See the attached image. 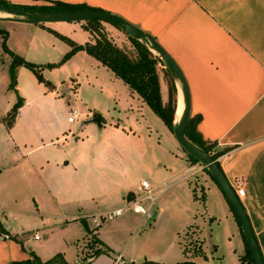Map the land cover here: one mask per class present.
<instances>
[{
	"label": "crops",
	"instance_id": "0c3cea01",
	"mask_svg": "<svg viewBox=\"0 0 264 264\" xmlns=\"http://www.w3.org/2000/svg\"><path fill=\"white\" fill-rule=\"evenodd\" d=\"M5 1L15 5H85L122 18L157 42L185 80L189 120L194 121L200 139L213 146L211 153L226 150L216 162L234 194L244 189L242 198L235 196L264 262V0ZM11 23L18 24L0 20V25ZM65 25L72 24H45L38 29L52 30L77 45L91 43L83 25L73 24L83 30L78 36ZM115 33L122 32L113 27ZM10 38L6 40L8 49L23 52L20 41L11 45ZM71 59L81 61L82 73L92 70L91 79L96 83L105 71L111 72L84 51ZM160 68L166 72L165 66ZM16 74V91L21 92L20 78L27 73L18 67ZM30 83L36 97L25 104L36 99L49 104L50 119L57 107L61 121L38 130L22 124L16 116L7 126L11 109L5 111L0 116V179L6 185L28 181L47 192L48 198L37 201L33 215L54 240L44 253L42 239L34 240L36 230L12 232L0 215L9 237H0V264L28 261L32 256L46 262L57 254L64 264H242L246 245L235 212L205 168L192 163L185 152L175 155L167 166L157 149L153 154L154 168L149 171L156 181L153 188L166 189L150 217L127 211L95 227L94 216L121 207L125 199L142 192V181L148 182L139 173L147 169L143 151L154 142H149L153 137L150 125L156 116L123 83L127 92L115 111L127 114L133 126L121 123L118 116L108 119L97 112L95 104L83 113L82 122L70 124L68 105L59 93L60 89L69 92V82H50L51 88L36 86L32 79ZM160 92L163 101L162 80ZM95 113L105 123L89 122ZM86 124L97 125L99 142L94 144L87 136L74 137L73 132ZM141 136L146 138L144 145L137 142ZM2 203L0 198V214L6 212ZM192 226L199 228L205 255L189 254L182 246L183 236ZM141 227L142 232L130 241L135 229Z\"/></svg>",
	"mask_w": 264,
	"mask_h": 264
},
{
	"label": "rangeland",
	"instance_id": "374dc122",
	"mask_svg": "<svg viewBox=\"0 0 264 264\" xmlns=\"http://www.w3.org/2000/svg\"><path fill=\"white\" fill-rule=\"evenodd\" d=\"M27 6H31L34 10H38L43 7L52 6V4H34ZM25 12L31 13L29 11ZM4 15L5 17L0 18L13 17L7 14ZM66 24H72L65 26L69 32H72L74 29V32H72L74 36L83 34V30L81 28L77 25H73L77 23ZM38 26L40 27V25H20L19 23L15 25L11 23L0 25V29L7 33V38L10 35L11 45H14L16 41H20V44L23 47V52L17 54L11 50L10 51L26 62L36 65L38 67L39 74L46 82L49 81V84L53 82H69V92H63L60 89L59 93L64 102L68 105L69 112L75 109L81 114L75 122V125H78L83 121V119H85V115L83 113H85L88 109H91V107L95 104L97 105V112L103 113V115H105L108 119H110V117L115 118L118 116L121 123H128L130 126H133L131 118H129L127 114L115 111H119V100L122 102L121 98L127 92V88L123 82L113 77V74L109 71H105L107 72L104 73L106 75H102L98 78V83L95 81L93 82L91 79V73H93L92 70L87 71L85 74L82 73L81 69L79 70L82 63L80 64L81 61L77 59H71L73 55L66 61L62 62L64 56L70 51V46L66 42L57 38L51 32L52 30L43 31L40 29L41 27L38 29ZM83 27L87 28L91 35V44H93L95 40L102 35L127 54H133L134 50L127 35L122 31V33H115L114 35L113 26L100 22L94 26H87L86 23H83ZM29 45L30 47H28ZM6 46L8 48V43H6ZM0 49V116L3 115L5 111H10V109H12L18 95L22 98L24 106L19 109L16 116L21 117L20 122L22 124L38 128V130L52 128L54 124L61 121V118H59L56 114V112L58 113L57 107H54V113L52 114V119H50L48 114L51 113V107H49V104L37 99L27 105L25 104L26 100L31 98L34 99L36 97V92L30 83V80L32 79L33 84L36 86H40L42 83L37 81L35 75L31 71L23 67V70L27 73V77L25 76L20 78L21 92H19L18 89L17 91L9 89L8 68L11 58L2 51L1 45ZM154 54L157 55L156 53ZM159 69V78L162 80L163 87V103L165 104L169 96L168 88L170 84V77L167 73H164L160 67ZM109 93H112V95L109 96ZM146 110L150 112L148 108ZM26 118L27 120L25 121ZM173 124L174 126L176 125L174 121ZM96 126V124L83 125L81 129L74 131L73 135L78 139H85L87 136L88 140L95 144L96 142H99L101 138V134L98 132ZM150 128L153 137L149 140V142H154L149 144L147 149L144 148L143 153L147 169L144 170V172L139 173V175L148 179L150 186L154 187L156 186V181L154 178L150 177L149 171L154 168L152 160L156 149L161 153V160L166 166L169 164L168 162H172L174 160L175 155H179V152L184 151L175 140L173 132L168 129L158 117H154V123L150 125ZM140 139L141 140L137 141L138 143L146 141V138H143L142 136ZM142 144L144 145L145 143ZM204 171L207 172V169L205 168ZM164 187L165 186L161 188L163 189ZM140 195L141 193L139 196ZM42 197L48 198L47 192L39 191L35 184L28 181H18L14 184L6 185V183H3L0 179V198L3 202L1 207L6 209L4 214H0L2 220L7 223L12 232L15 233H32L36 230L37 235L42 239L40 243H42L41 246L43 251L46 253L48 252L49 245L54 240V235H50L47 231L48 229H43L40 219L33 215V213L36 212V206L38 204L37 201ZM142 205L146 206L147 202L142 203ZM40 212L43 213L41 209ZM142 229L143 227L135 229L134 233L131 235L130 241L133 240V237L142 232ZM198 231L199 228L197 226L189 228L183 236L182 246L189 254L193 253L195 255H205ZM68 254L70 256V251L67 252V255Z\"/></svg>",
	"mask_w": 264,
	"mask_h": 264
},
{
	"label": "trees",
	"instance_id": "16d2710c",
	"mask_svg": "<svg viewBox=\"0 0 264 264\" xmlns=\"http://www.w3.org/2000/svg\"><path fill=\"white\" fill-rule=\"evenodd\" d=\"M0 6H6L9 8L29 11L31 13H59V12H71L79 10H95L93 8L87 7L85 5H70L61 2H53L52 6L43 7L38 10H34L33 7L27 5H15L11 4L5 0H0ZM99 21L86 22L87 26H94L99 24ZM84 30L88 31L84 27ZM51 31V30H50ZM57 38L66 42L70 46V51L64 56L63 61H66L72 55L78 51H84L87 55L94 58L101 65L110 70L115 77L120 79L125 85L128 86L132 93H135L142 101L145 103L149 109L158 117L168 129L172 132L175 128L173 121L176 110V88L173 83L172 76L170 75L168 69L166 72L170 77V84L168 88L169 96L167 102L164 104L161 98L160 92V78H159V67L165 66L160 58L153 54L144 43L139 42L131 37L127 36L129 42L133 48V54L129 55L123 50L115 46L111 41L99 36L93 44L86 43L85 45H77L71 40L65 38L64 36L51 31ZM7 33L0 29V45L2 51L9 55L11 58L8 74H9V89L16 91V69L18 67H24L31 71L39 83L44 84L46 87L51 88V84L46 82L39 74L38 67L34 64L26 62L22 58L13 54L6 46ZM23 105V100L17 95L16 103L13 105L10 113L7 115L6 122L7 126H11L12 121L17 115L18 109ZM186 140L197 147L202 152L211 156L213 160L221 156L226 150L219 152H212V145H207L201 139L197 131L195 130L194 121L189 120L185 129L184 134ZM192 163H198L197 160L189 156ZM218 169L220 170L219 164L216 162ZM207 174L210 176L209 172ZM211 177V176H210ZM236 215V214H235ZM237 218V217H236ZM239 222V221H238ZM6 234L2 223L0 222V235ZM244 238V236H243ZM246 255L242 258V264H253L249 249L247 247L246 241ZM99 252H95L97 255ZM64 264L60 254H57L52 259L41 262L36 256H32V260L23 262H14L11 264ZM264 263V262H263ZM180 264H194L192 262H183Z\"/></svg>",
	"mask_w": 264,
	"mask_h": 264
},
{
	"label": "water",
	"instance_id": "95a60500",
	"mask_svg": "<svg viewBox=\"0 0 264 264\" xmlns=\"http://www.w3.org/2000/svg\"><path fill=\"white\" fill-rule=\"evenodd\" d=\"M0 12L9 16H13L9 18H0V20L2 21L29 25H45L54 23H86L91 21L104 22L119 29L132 39L144 43L152 53H156L160 60L164 63L165 68L168 69L170 75L176 81H179L183 93L184 110L180 120L175 125V128L173 130L175 140L187 155L197 160L198 163L203 166V168L207 169L211 178L214 180L215 184L218 186L236 214L253 264H264L245 211L238 202L234 192L227 184L221 171L218 169L216 161L213 160L211 156L202 152L193 144L188 142L184 136L190 115V102L187 85L179 68L153 38L143 33L137 27L129 24L122 18L100 10H79L59 13H26L21 10L9 8L6 6H0ZM89 122L97 124L105 123L102 116L96 113L93 114V116L89 119Z\"/></svg>",
	"mask_w": 264,
	"mask_h": 264
},
{
	"label": "built area",
	"instance_id": "2783aa9c",
	"mask_svg": "<svg viewBox=\"0 0 264 264\" xmlns=\"http://www.w3.org/2000/svg\"><path fill=\"white\" fill-rule=\"evenodd\" d=\"M80 26L83 25V23H79ZM79 118V112L75 109L71 110L68 114L67 122L70 124L75 123ZM141 186V195L134 196L131 199H125L123 202V205L119 208H116L114 210L99 214L97 216H94L92 218V223L95 227H99L104 222H108L113 220L116 217H120L124 214L126 211H131L134 214H139L143 218L150 217L152 213V207L155 204L157 198L164 192L166 187L155 189L150 186V184L147 181H142L140 183ZM237 198H242L244 196V189L239 188L235 192ZM147 202V205L144 206L142 203ZM2 239H8V235L3 234L0 236ZM39 236L37 234L34 235V240H38Z\"/></svg>",
	"mask_w": 264,
	"mask_h": 264
},
{
	"label": "bare ground",
	"instance_id": "6f19581e",
	"mask_svg": "<svg viewBox=\"0 0 264 264\" xmlns=\"http://www.w3.org/2000/svg\"><path fill=\"white\" fill-rule=\"evenodd\" d=\"M0 17H5L4 14L0 13ZM176 86H177V103H176V110H175V115H174V123L177 124L178 121L180 120L183 110H184V100H183V93L181 89V85L179 81H176Z\"/></svg>",
	"mask_w": 264,
	"mask_h": 264
}]
</instances>
